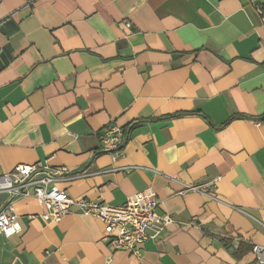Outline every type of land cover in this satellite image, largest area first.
<instances>
[{"label": "crops", "instance_id": "obj_1", "mask_svg": "<svg viewBox=\"0 0 264 264\" xmlns=\"http://www.w3.org/2000/svg\"><path fill=\"white\" fill-rule=\"evenodd\" d=\"M260 12L264 0H0V176L20 164L90 173L61 188L115 206L151 188L178 222L138 255L113 252L77 208L46 223L36 200H18L21 232L0 238V264H255ZM112 125L126 139L117 163L100 151ZM208 184L215 200L184 191ZM8 201L0 194V210Z\"/></svg>", "mask_w": 264, "mask_h": 264}, {"label": "built area", "instance_id": "obj_2", "mask_svg": "<svg viewBox=\"0 0 264 264\" xmlns=\"http://www.w3.org/2000/svg\"><path fill=\"white\" fill-rule=\"evenodd\" d=\"M129 29L131 24L124 23ZM125 134L117 126H109L100 136V151L107 153L114 163L124 156ZM129 171L127 167H114L111 171ZM90 173L73 174L67 168L52 169L42 165H17L0 176V194L9 197L0 210V238L9 239L21 232L14 202L34 199L43 208L41 219L46 223H59L72 214V209L86 217L98 220L103 226L102 241L113 252L138 255L141 247L150 240H159L163 233L178 222L162 212L161 202L153 189L148 188L129 197L122 205H111L88 198H71L61 184L89 176ZM184 185V191H192L215 200L214 185ZM255 264H264V246L252 245Z\"/></svg>", "mask_w": 264, "mask_h": 264}, {"label": "trees", "instance_id": "obj_3", "mask_svg": "<svg viewBox=\"0 0 264 264\" xmlns=\"http://www.w3.org/2000/svg\"><path fill=\"white\" fill-rule=\"evenodd\" d=\"M260 10H263V8H259ZM220 242H222V243H229L228 241H226V240H223V239H220ZM243 248H245V246H244V244L242 243V244H240L239 245V247H238V249L237 250H239L238 252H233V254L234 255H238L237 253H243L245 250H243Z\"/></svg>", "mask_w": 264, "mask_h": 264}, {"label": "water", "instance_id": "obj_4", "mask_svg": "<svg viewBox=\"0 0 264 264\" xmlns=\"http://www.w3.org/2000/svg\"><path fill=\"white\" fill-rule=\"evenodd\" d=\"M251 3H252V5L256 8V4L254 3V1H251ZM260 14H261L262 17H264V16H263V13L260 12Z\"/></svg>", "mask_w": 264, "mask_h": 264}]
</instances>
